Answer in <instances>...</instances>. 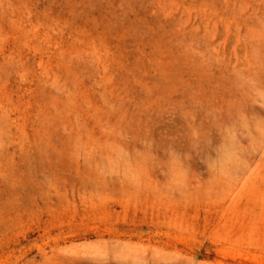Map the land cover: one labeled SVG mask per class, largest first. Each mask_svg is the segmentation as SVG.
Returning a JSON list of instances; mask_svg holds the SVG:
<instances>
[{"label": "rangeland", "instance_id": "1", "mask_svg": "<svg viewBox=\"0 0 264 264\" xmlns=\"http://www.w3.org/2000/svg\"><path fill=\"white\" fill-rule=\"evenodd\" d=\"M0 264H264V0H0Z\"/></svg>", "mask_w": 264, "mask_h": 264}]
</instances>
